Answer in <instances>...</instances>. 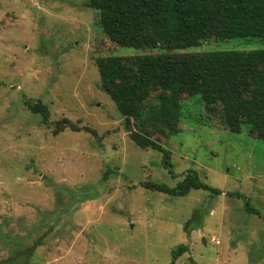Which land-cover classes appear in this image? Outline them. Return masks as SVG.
I'll return each mask as SVG.
<instances>
[{
	"label": "rangeland",
	"instance_id": "374dc122",
	"mask_svg": "<svg viewBox=\"0 0 264 264\" xmlns=\"http://www.w3.org/2000/svg\"><path fill=\"white\" fill-rule=\"evenodd\" d=\"M85 2L0 0V264H171L182 245L188 250L173 264H264V141L246 127L231 132L219 109L182 94L179 121L158 125L153 115L144 124L171 153L170 174L161 153L131 140L135 122L125 129L96 63L250 52L264 50V39L121 48ZM163 96L170 93L151 91L142 110H156ZM64 119L88 130L56 133ZM189 171L221 194L144 187L175 188Z\"/></svg>",
	"mask_w": 264,
	"mask_h": 264
},
{
	"label": "trees",
	"instance_id": "16d2710c",
	"mask_svg": "<svg viewBox=\"0 0 264 264\" xmlns=\"http://www.w3.org/2000/svg\"><path fill=\"white\" fill-rule=\"evenodd\" d=\"M84 7L99 11L100 28L121 48L186 50L211 36L223 41L264 39V0H87ZM96 63L101 86L124 118L125 129H129L131 119L135 122L137 133L130 135L131 140L141 149L161 153V165L170 174L171 153L144 135V124L153 121V115L158 125L179 121L182 94L199 96L209 113L219 109L222 122L231 132L246 127L264 141V50L142 55L130 62L109 57ZM155 89L170 93V97L163 96L156 110L144 112L143 104ZM37 108L46 121L44 109ZM65 128L88 130L64 119L56 124V133ZM144 187L174 197L185 196L190 190L221 194L202 183L194 171L175 188L151 182ZM244 210L256 213L248 201ZM37 245L38 241L32 247ZM187 250L183 245L174 250L171 264Z\"/></svg>",
	"mask_w": 264,
	"mask_h": 264
},
{
	"label": "built area",
	"instance_id": "2783aa9c",
	"mask_svg": "<svg viewBox=\"0 0 264 264\" xmlns=\"http://www.w3.org/2000/svg\"><path fill=\"white\" fill-rule=\"evenodd\" d=\"M212 242H214V240H212Z\"/></svg>",
	"mask_w": 264,
	"mask_h": 264
}]
</instances>
